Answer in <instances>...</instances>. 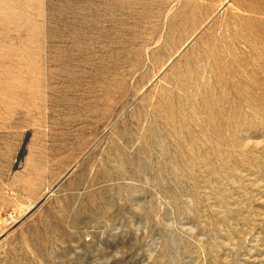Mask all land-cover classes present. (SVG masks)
Segmentation results:
<instances>
[{
  "label": "rangeland",
  "instance_id": "obj_1",
  "mask_svg": "<svg viewBox=\"0 0 264 264\" xmlns=\"http://www.w3.org/2000/svg\"><path fill=\"white\" fill-rule=\"evenodd\" d=\"M0 264H264V0H0Z\"/></svg>",
  "mask_w": 264,
  "mask_h": 264
}]
</instances>
